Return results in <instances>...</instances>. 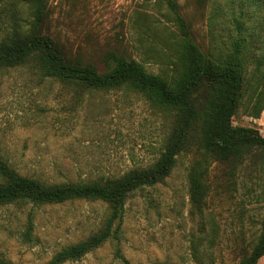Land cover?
Listing matches in <instances>:
<instances>
[{"label":"rangeland","instance_id":"rangeland-1","mask_svg":"<svg viewBox=\"0 0 264 264\" xmlns=\"http://www.w3.org/2000/svg\"><path fill=\"white\" fill-rule=\"evenodd\" d=\"M47 1L42 31L71 60L104 73L109 56L121 55L169 83L178 78L181 36L162 0ZM175 2L202 53L224 57L240 25L247 75L258 61L264 69V0ZM17 18L26 29L29 7L0 0V40ZM249 108L241 103L232 125L264 137V108L258 117ZM170 122L169 113L127 89L78 99L32 64L0 68V157L46 184L147 167L161 153ZM235 141L209 157L202 214L189 201L192 156L183 154L163 183L127 199L118 240L63 264H244L264 237V144ZM108 215L105 203L90 200L0 206V257L5 264H49L62 248L97 232Z\"/></svg>","mask_w":264,"mask_h":264},{"label":"trees","instance_id":"trees-1","mask_svg":"<svg viewBox=\"0 0 264 264\" xmlns=\"http://www.w3.org/2000/svg\"><path fill=\"white\" fill-rule=\"evenodd\" d=\"M6 1L11 6L26 4L32 19L26 29L18 23V18L12 20L10 33L0 40V68L32 64L42 77L56 81L78 99L92 91L127 89L142 95L152 107L171 115L163 149L155 162L119 175L46 184L18 174L0 157V206L17 202L45 205L90 200L105 203L109 208V215L97 232L62 248L49 264L77 261L108 240H118L127 199L137 191L163 183L179 156H192L186 169L189 201L192 209L202 214L209 188L210 155L232 149L236 139L247 138L264 144V137L258 131L232 125V118L241 103L250 106L252 117H258L264 108V69L258 61L252 74L247 75L243 56L247 40L240 25H237L238 35L230 42V50L224 57L207 55L192 41L175 0H162L181 36L182 69L178 78L169 83L159 75L148 73L135 60L121 55L109 56L108 69L104 73L71 60L42 31L48 17L47 0ZM262 257L264 237L260 247L244 264H257ZM0 264H5L1 257Z\"/></svg>","mask_w":264,"mask_h":264}]
</instances>
